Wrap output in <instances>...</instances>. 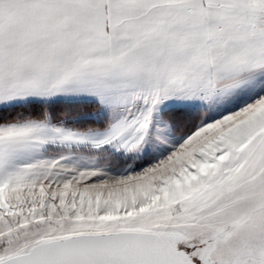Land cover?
Listing matches in <instances>:
<instances>
[{
    "label": "snow or ice",
    "instance_id": "snow-or-ice-1",
    "mask_svg": "<svg viewBox=\"0 0 264 264\" xmlns=\"http://www.w3.org/2000/svg\"><path fill=\"white\" fill-rule=\"evenodd\" d=\"M0 264H264V0H0Z\"/></svg>",
    "mask_w": 264,
    "mask_h": 264
}]
</instances>
